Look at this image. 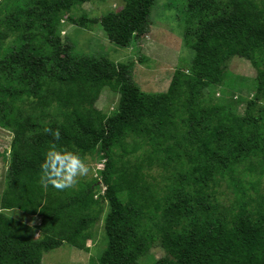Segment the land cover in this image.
Masks as SVG:
<instances>
[{
    "label": "trees",
    "instance_id": "obj_1",
    "mask_svg": "<svg viewBox=\"0 0 264 264\" xmlns=\"http://www.w3.org/2000/svg\"><path fill=\"white\" fill-rule=\"evenodd\" d=\"M90 1L0 0V128L11 135L8 158L0 153V264H43L64 244L88 252L106 203L107 246L90 264H139L156 246L164 256L153 264H264V0H187L183 43L194 56L165 93L141 90L134 60L62 38L68 22L130 48L149 34L158 0L72 16ZM236 58L256 70L251 99L235 98L248 82L232 76ZM106 89L119 96L111 114L96 107ZM132 138L148 148H129ZM53 147L84 162L98 155L104 168L77 188H45L40 165Z\"/></svg>",
    "mask_w": 264,
    "mask_h": 264
},
{
    "label": "rangeland",
    "instance_id": "obj_2",
    "mask_svg": "<svg viewBox=\"0 0 264 264\" xmlns=\"http://www.w3.org/2000/svg\"><path fill=\"white\" fill-rule=\"evenodd\" d=\"M186 4L187 0H158L151 12L149 34L140 41L134 42L130 48H121L108 41L99 27H95L92 33H89L68 22L64 23L63 33L65 35H62V38L68 39L71 36L73 40L74 38L77 39V46L79 48L84 47V53L89 51L87 42H91V48H93L94 52L98 50V46H102L105 50L101 56L115 63H126L127 61L134 60L136 67L133 78L141 90L145 93H165L173 77L178 72L177 70L187 67L188 65L186 63L194 56V53L185 48L183 43L186 23L182 11H184ZM121 7L119 2L113 0H106L105 2L91 0L85 3L80 10H76L72 16L78 18L82 15L81 12H84L91 17H101L105 14L107 15L108 12L119 11ZM229 70L234 78L246 77L248 79V82H244L243 86H241L243 91L236 93L235 98L244 97L245 99H251L252 95H249V93H253L254 91L253 86L256 70L248 61L238 58L231 61ZM186 74L188 75V71H186ZM181 78L186 80L183 76ZM190 83L196 85L194 81H190ZM197 87L200 88L199 85ZM222 92L223 94H229L230 89H224ZM222 92L221 90L216 92V100L222 98ZM207 97L206 93L203 99L204 102L207 100ZM118 100L119 96L117 94L106 89L98 100L96 107L105 114H111L115 110ZM10 142V133L0 128V153L5 151L4 154L7 158ZM143 143L142 139L132 138L129 141L128 147L131 148L139 144L144 149L146 146L143 147ZM141 152L136 151L135 155ZM120 154L121 149H116L115 158L118 159ZM84 163L89 167L88 174L83 177L77 176L75 178L76 183L69 188H77L80 182H88L91 179L97 178L99 176V170L104 167V161L98 155L87 157ZM7 171L8 163L4 162L2 155H0V195L5 188ZM223 189L227 194L230 193V190H226V187ZM96 190L100 192V195L105 192L101 184L96 187ZM262 191H264V182ZM230 196H223V199L229 201L231 199ZM108 212L109 206L106 203L104 208L105 214L93 229L94 241L87 243V247L89 248L88 252L80 251L68 244H64L59 249L45 254L43 264H90L91 261H97L107 246L103 219ZM10 215L16 219H22V221L29 225H34L35 222H39L35 218L31 219L30 217H26L25 214L18 210L11 212ZM38 236H35V239ZM163 256V251L156 246L152 248L148 257L141 259L139 264H153Z\"/></svg>",
    "mask_w": 264,
    "mask_h": 264
},
{
    "label": "clouds",
    "instance_id": "obj_3",
    "mask_svg": "<svg viewBox=\"0 0 264 264\" xmlns=\"http://www.w3.org/2000/svg\"><path fill=\"white\" fill-rule=\"evenodd\" d=\"M63 35H65V33H63ZM56 135L58 137L59 134L57 133ZM40 167L41 184L45 188H47L48 185H52L58 190L71 187L74 183H76L75 178L77 176L83 177L89 172V167L84 163L80 156L71 152L58 151L55 147L46 153L45 160ZM103 168L101 170H103ZM37 235H40V233L38 232L35 236Z\"/></svg>",
    "mask_w": 264,
    "mask_h": 264
}]
</instances>
